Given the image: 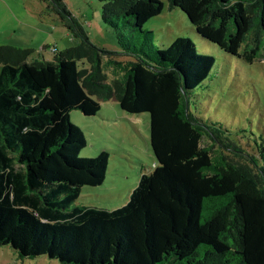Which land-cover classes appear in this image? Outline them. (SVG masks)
I'll list each match as a JSON object with an SVG mask.
<instances>
[{"label": "trees", "instance_id": "obj_1", "mask_svg": "<svg viewBox=\"0 0 264 264\" xmlns=\"http://www.w3.org/2000/svg\"><path fill=\"white\" fill-rule=\"evenodd\" d=\"M99 1L120 51L93 43L63 0L45 13L77 45L30 60L32 48L0 44V246L62 264H264V137L203 119L189 101L215 64L197 40L245 63L264 58V0H167L195 32L164 48L120 31L152 39L143 25L161 0ZM106 100L148 113L155 159L114 209L78 201L102 183L108 154L81 157L84 134L69 118Z\"/></svg>", "mask_w": 264, "mask_h": 264}, {"label": "rangeland", "instance_id": "obj_2", "mask_svg": "<svg viewBox=\"0 0 264 264\" xmlns=\"http://www.w3.org/2000/svg\"><path fill=\"white\" fill-rule=\"evenodd\" d=\"M63 1L93 43L120 51L115 29L102 21V1ZM161 1V12L143 25L151 31L152 39L143 37L142 33L132 37L128 28L121 26L127 41L138 43L145 38L147 46L164 48L167 41L177 36L194 38V27L186 14L178 7H169L167 0ZM47 4L48 0H0V44L32 48L30 60L53 59V46L62 51L77 45L78 37L61 25L51 24L45 13ZM40 13L45 19L42 27L38 26ZM196 45L198 50L214 56L215 64L209 78L189 98L192 112L203 119L221 122L231 130L242 127L264 137V58L245 63L213 43L197 40ZM100 104L99 113L93 116H85L77 109L69 112L71 122L82 129L86 142L79 155L95 157L101 150L108 154L102 183L83 186L78 201L87 206L114 209L128 201L140 173L151 171L155 159L149 144L148 113L125 112L113 100ZM0 264L62 263L45 255L21 259L8 245H2Z\"/></svg>", "mask_w": 264, "mask_h": 264}]
</instances>
